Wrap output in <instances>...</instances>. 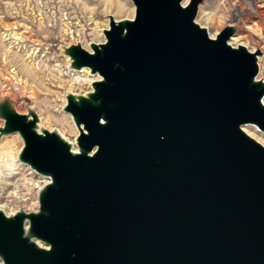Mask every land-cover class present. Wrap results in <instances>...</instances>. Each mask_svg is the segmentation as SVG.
Listing matches in <instances>:
<instances>
[{
	"label": "water",
	"instance_id": "obj_1",
	"mask_svg": "<svg viewBox=\"0 0 264 264\" xmlns=\"http://www.w3.org/2000/svg\"><path fill=\"white\" fill-rule=\"evenodd\" d=\"M203 1L130 0L103 41L60 47L98 76L65 94L74 145L0 97V138L48 179L36 212L0 210L3 264H264V146L243 130L264 133L263 52L229 44L236 23L211 37Z\"/></svg>",
	"mask_w": 264,
	"mask_h": 264
},
{
	"label": "rangeland",
	"instance_id": "obj_2",
	"mask_svg": "<svg viewBox=\"0 0 264 264\" xmlns=\"http://www.w3.org/2000/svg\"><path fill=\"white\" fill-rule=\"evenodd\" d=\"M113 1L116 4L111 0H0V97H10L17 110L31 107L43 127L57 129L72 140L75 134L67 127L70 125L75 133L76 130L70 114L63 111L64 93L67 90L83 93L89 86L71 89L64 81L66 77L59 76L58 67L67 70L60 47L78 41L86 48L89 42L103 41L102 29L107 27V15L115 19L128 18L133 8L130 0ZM116 5H122L120 12H115ZM263 5L264 0H204L195 18L214 35L232 21L231 13H236L233 22L240 26L239 33L244 35L241 40L248 48L258 46L263 52L259 59L261 77H264ZM27 62L33 66V75L23 74V64ZM20 78L25 83L19 82ZM17 137L20 140L18 134ZM20 143L14 140L13 148ZM14 168L18 170H12V175L0 181V204L7 202L5 211L33 206L38 189L25 190L21 168ZM13 190L27 198L26 202L11 196Z\"/></svg>",
	"mask_w": 264,
	"mask_h": 264
},
{
	"label": "bare ground",
	"instance_id": "obj_3",
	"mask_svg": "<svg viewBox=\"0 0 264 264\" xmlns=\"http://www.w3.org/2000/svg\"><path fill=\"white\" fill-rule=\"evenodd\" d=\"M188 0H183V4H186ZM111 2H113L114 4H116L113 0H111ZM110 2V3H111ZM111 4L112 6L114 4ZM264 6V5H263ZM121 6L119 5H116L115 6V12H120L121 10ZM130 15H128L129 17L128 18H131L133 17V14H134V8H131L130 9ZM127 14V13H126ZM231 16H232V21H230V23H235L233 22L235 20V17H236V13H231ZM108 19V18H107ZM255 23V22H254ZM258 23V21H257ZM255 23V24H257ZM107 25H108V22H107ZM211 37H214V35H211V33H209ZM241 37L243 38L244 35L240 34L239 32H237L235 35H233L230 39H229V44H231L232 46H236L237 44H241V45H244L248 48V46L244 43V41L241 40ZM104 40V38H103ZM101 42V41H99ZM83 46V45H82ZM88 47V46H87ZM86 47V48H87ZM249 50L253 51L254 50V47L253 48H248ZM262 57V56H261ZM260 59V57H259ZM258 59V60H259ZM65 60H66V67L68 66V57H65ZM259 63V61H258ZM58 66V65H57ZM23 74H27V75H33V66L31 65L30 62H27V63H24L23 64ZM13 70H11L10 72H13ZM57 73L59 74L60 77H66L64 79V81H66L68 83V88H75V87H82L83 85H88L89 86V89L90 90V84L93 80H96L98 79V76L97 75H91L88 71V69H82L80 71H73V70H64L62 68H57L56 69ZM71 71L73 72V74L70 75ZM259 71H260V67H259ZM84 73V74H82ZM26 75V76H27ZM60 77H58L59 79H61ZM19 82H24L25 83V80L23 81L22 78L18 79ZM87 90V91H88ZM66 92H72V91H65L64 93V98H65V94ZM73 93H76V92H73ZM10 98V97H9ZM11 99V98H10ZM12 100V99H11ZM264 101V99H263ZM15 108V107H14ZM30 109H32L31 107H29ZM18 113L20 114H26V109L25 111H21V110H17L15 109ZM39 118V117H38ZM39 125L43 126L40 119H39ZM74 125V124H73ZM68 126V125H67ZM70 126V125H69ZM67 127L68 128V131L70 133H73L75 134V136L77 135L78 131L76 129V127L74 126L75 130H76V133L74 132V129L70 126V127ZM255 126L253 125H246L243 127V130L249 135V136H254L255 140H259L257 142H259L261 145L264 144V133L263 132H259V130L256 128ZM49 130V129H48ZM251 130V131H250ZM258 130V131H257ZM58 132L64 136L59 130ZM257 134V136H256ZM12 135V136H11ZM9 136H3L0 138V181L2 179H6L7 177L6 176H9V175H12L13 171L16 170L14 167H20L21 168V171L20 173L23 174V177H24V180L25 182L22 183V185L24 184V188L25 190H28V192H30L31 189H34V188H38L36 190V197H34V203H33V206L31 207H25V209H22L23 211L25 212H36L37 211V208H38V202H37V192L38 190L43 186V184L47 183L48 182V179L47 178H44V177H41V176H38L36 175L32 170H30L27 166L23 165L20 163V161L17 159V156L19 154V151L22 147V140L20 138L17 137V133H14V134H11ZM19 136V135H18ZM74 136V137H75ZM20 137V136H19ZM65 137V136H64ZM259 137L261 139H259ZM67 138V137H66ZM253 138V137H252ZM68 139V138H67ZM14 140H18V141H21V143L19 144V147L17 148H13V142ZM73 145H74V138L72 140L68 139ZM264 146V145H263ZM75 148V147H74ZM13 170V171H12ZM18 170V168H17ZM16 170V171H17ZM20 170V169H19ZM22 170H25V171H22ZM16 173V172H15ZM26 173V175L24 174ZM28 176V178L26 177ZM9 184V183H8ZM18 187V186H17ZM15 188V187H14ZM17 189V188H16ZM15 189V190H16ZM19 192L17 191H14L11 193V196H14L16 199H20L21 201H24L26 202L27 198L25 199L23 195L21 194H18ZM26 197V196H25ZM1 201V200H0ZM15 201V200H14ZM7 203V202H6ZM6 203L5 204H0V210H2L6 215H10V214H13L15 213L17 210H14L13 208L12 209H9V211H5L6 208ZM8 205V204H7Z\"/></svg>",
	"mask_w": 264,
	"mask_h": 264
},
{
	"label": "clouds",
	"instance_id": "obj_4",
	"mask_svg": "<svg viewBox=\"0 0 264 264\" xmlns=\"http://www.w3.org/2000/svg\"><path fill=\"white\" fill-rule=\"evenodd\" d=\"M123 35L126 36L127 34L125 33V34H123ZM102 123H105V125H107V121H106V120H103ZM52 247H53L52 244H50V245H49V251H48V252L52 251ZM0 264H3V260H2V258H0Z\"/></svg>",
	"mask_w": 264,
	"mask_h": 264
},
{
	"label": "built area",
	"instance_id": "obj_5",
	"mask_svg": "<svg viewBox=\"0 0 264 264\" xmlns=\"http://www.w3.org/2000/svg\"><path fill=\"white\" fill-rule=\"evenodd\" d=\"M245 1H251V0H245Z\"/></svg>",
	"mask_w": 264,
	"mask_h": 264
}]
</instances>
